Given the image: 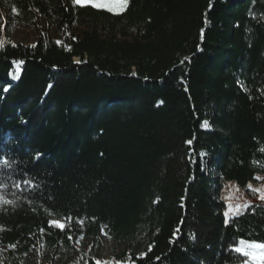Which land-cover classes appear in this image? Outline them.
Segmentation results:
<instances>
[{
    "label": "trees",
    "instance_id": "1",
    "mask_svg": "<svg viewBox=\"0 0 264 264\" xmlns=\"http://www.w3.org/2000/svg\"><path fill=\"white\" fill-rule=\"evenodd\" d=\"M0 1L38 33H0L3 264H96L103 237L132 264H242L264 202L226 224L220 193L264 176V0ZM69 236L90 250L67 260Z\"/></svg>",
    "mask_w": 264,
    "mask_h": 264
},
{
    "label": "rangeland",
    "instance_id": "2",
    "mask_svg": "<svg viewBox=\"0 0 264 264\" xmlns=\"http://www.w3.org/2000/svg\"><path fill=\"white\" fill-rule=\"evenodd\" d=\"M101 2L110 3L113 7L117 9L120 6V0H101ZM34 20L38 23L39 26L44 25V21L38 15H36V18ZM50 30L53 36L56 38L55 26L51 25ZM1 32H4L5 36L13 40L14 42L22 44L35 43L38 35L37 30L31 21H24L20 19L19 14L15 10L6 8L2 1H0V33ZM57 41L60 42V40L58 39ZM251 185L253 188H259L264 185V176L261 177V179L259 180L256 179V182L251 183ZM220 200L225 203L224 217L226 212L229 213L228 221L234 217L243 214L244 211L247 209L241 208L240 214L236 215L234 214V210L237 204L242 205L245 202H249L250 205L262 203V201L258 199L257 195L254 194L248 186L245 188H239L234 183L223 184L220 193ZM229 205L232 206L231 211L229 209ZM51 220L56 219L52 218ZM62 223L65 224L64 229H71L73 225L72 222L69 220L62 221ZM76 226L80 227V224H77ZM71 241L75 250L73 251V253L68 254V257L66 258L67 260H70L72 257H76L79 252L89 251L92 246L91 242L83 236L74 237ZM6 251V248H0V264H3L7 261V258L5 256ZM121 251L122 247L114 245L107 238L103 237L100 246L95 247L92 252L93 255L98 258V261L105 262L113 260L118 261L116 259V255L119 254ZM47 256L48 253L46 252V250H44L43 248H39L31 251V253H29L28 255H25L21 258H17L15 262L16 264H39L45 262Z\"/></svg>",
    "mask_w": 264,
    "mask_h": 264
},
{
    "label": "snow or ice",
    "instance_id": "3",
    "mask_svg": "<svg viewBox=\"0 0 264 264\" xmlns=\"http://www.w3.org/2000/svg\"><path fill=\"white\" fill-rule=\"evenodd\" d=\"M74 4H78L80 6H86L91 5L93 8L97 9H104L109 12H112L114 14H119L120 12L124 11L128 6V0H120V6L119 8L113 7L110 3L101 2V0H73ZM15 46V45H13ZM35 45H33L34 47ZM80 61H77L79 63ZM19 63V62H18ZM261 152H264V148L260 149ZM39 155V154H37ZM5 163H7L5 161ZM254 164H258V161H253ZM255 179L259 180L261 177H255ZM25 183H28L31 186L30 181H24ZM19 187V184L16 185ZM249 189L257 195L258 199L262 202H264V185H262L259 188H253L251 184L248 185ZM0 202H2L5 205L11 204L12 201L3 199L0 197ZM250 207L249 202H245L244 204H237L235 206L234 214L239 215L241 208H248ZM230 211L232 210V206L229 205ZM225 223H228V217L229 213H225ZM71 219V218H68ZM82 224L83 221H80ZM56 227L58 229H61L63 231L65 224L58 221V220H51L49 221V227ZM43 231V229H41ZM69 239H72L71 236L68 237ZM149 251H151V246H149ZM232 251L238 253L240 256L244 257L245 259L242 261V264H264V241H255V240H239L238 243L232 248ZM145 255V253H141V257ZM96 264H132L131 258H128L126 261H96Z\"/></svg>",
    "mask_w": 264,
    "mask_h": 264
}]
</instances>
